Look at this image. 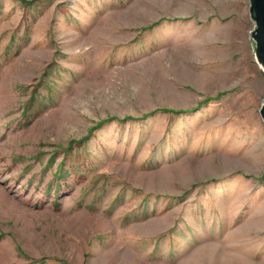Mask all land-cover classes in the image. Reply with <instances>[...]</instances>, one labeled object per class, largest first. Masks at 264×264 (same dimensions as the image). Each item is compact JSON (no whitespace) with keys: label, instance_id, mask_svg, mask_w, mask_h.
Instances as JSON below:
<instances>
[{"label":"rangeland","instance_id":"rangeland-1","mask_svg":"<svg viewBox=\"0 0 264 264\" xmlns=\"http://www.w3.org/2000/svg\"><path fill=\"white\" fill-rule=\"evenodd\" d=\"M254 26L249 0H0V264H264Z\"/></svg>","mask_w":264,"mask_h":264},{"label":"water","instance_id":"water-1","mask_svg":"<svg viewBox=\"0 0 264 264\" xmlns=\"http://www.w3.org/2000/svg\"><path fill=\"white\" fill-rule=\"evenodd\" d=\"M249 15L255 24L251 31L255 43V60L264 72V0H249ZM259 114L264 126V101L260 106Z\"/></svg>","mask_w":264,"mask_h":264},{"label":"bare ground","instance_id":"bare-ground-1","mask_svg":"<svg viewBox=\"0 0 264 264\" xmlns=\"http://www.w3.org/2000/svg\"><path fill=\"white\" fill-rule=\"evenodd\" d=\"M258 65H259V67L262 69L261 65H260V64H258Z\"/></svg>","mask_w":264,"mask_h":264},{"label":"trees","instance_id":"trees-1","mask_svg":"<svg viewBox=\"0 0 264 264\" xmlns=\"http://www.w3.org/2000/svg\"><path fill=\"white\" fill-rule=\"evenodd\" d=\"M172 111V110H171Z\"/></svg>","mask_w":264,"mask_h":264}]
</instances>
